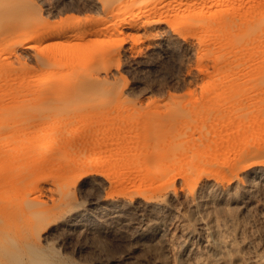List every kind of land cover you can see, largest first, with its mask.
Segmentation results:
<instances>
[{
  "label": "bare ground",
  "instance_id": "bare-ground-1",
  "mask_svg": "<svg viewBox=\"0 0 264 264\" xmlns=\"http://www.w3.org/2000/svg\"><path fill=\"white\" fill-rule=\"evenodd\" d=\"M196 1L89 0L102 21L87 29L90 20L79 19L65 32L50 35L63 39L79 31L84 38L77 59L87 71L70 82H56L52 90L55 100L72 108L67 119L90 114L105 123L120 114L117 106L90 109V100L102 91L94 69L104 55L97 47L100 35L142 32L150 37L144 46L148 53L176 51L191 30L177 23L192 16ZM22 10L19 0H0V17L21 16ZM172 11L177 23H166L164 16ZM10 36V29L0 31V40ZM18 50L28 53L25 45ZM114 55L125 59L124 66L148 67L146 58L135 61L125 49ZM224 75L217 87L181 101L171 96L160 110L130 108L128 116L135 121L126 129L135 141L122 139L113 148L105 140L102 147L111 154L103 149L108 155L93 167L80 159L87 138L66 141L48 157L42 155L36 166L23 167L16 176L22 182L18 187L31 182L34 196L21 193L19 203L12 197L0 204V264H264V113L254 112L256 104L264 103V93L238 98L236 80ZM112 127L95 131L119 132ZM15 149L1 144L0 156ZM6 181L1 177L0 185ZM98 181L108 185L104 196L82 201L81 192ZM75 232L85 237L78 249L68 241ZM115 233L124 249L112 259L92 262L94 248L91 255L84 250ZM86 239L94 244L87 247Z\"/></svg>",
  "mask_w": 264,
  "mask_h": 264
},
{
  "label": "rangeland",
  "instance_id": "rangeland-1",
  "mask_svg": "<svg viewBox=\"0 0 264 264\" xmlns=\"http://www.w3.org/2000/svg\"><path fill=\"white\" fill-rule=\"evenodd\" d=\"M19 1L23 4L19 15L24 12L23 15L0 17V31H13V36L0 40V145H16L14 151L9 150L8 154L5 151L0 156V179L7 180L4 186L0 185V204L12 197V201L19 203L21 193L32 198L33 184L26 182V185L23 183L24 188H19L16 176L23 167L36 166L42 155L41 158L48 157L66 141L73 144L87 138L84 141L88 148L82 151L80 159L91 167L99 163L100 158L104 159L107 153L103 149L111 154L112 150L105 149L106 145L102 147L105 140L106 143L112 141L113 148L115 142L122 139L127 144L135 141L134 134L126 129V125L135 121L128 116L130 108L142 112L152 110L151 107L160 110L171 96L183 100V96L189 93L197 95L202 90L217 87L225 73L236 80L234 90L238 98L264 93V0H197L192 16L187 20L177 23L173 11L164 16L166 23L191 28L185 34L186 43L178 46L176 51L148 53L144 46L150 37L142 32H106L100 35L103 40L97 43V47L104 55L99 56L94 69L99 70L102 91L90 100V109L97 112L98 109L117 106L120 114L111 115L105 123L90 114L67 119L73 114L72 108L55 100L52 90L56 82H70L79 73L87 71L77 59L78 48L84 38L79 31L67 32L63 39L50 35L65 32L79 19L90 20L87 29L102 19L90 10L89 0ZM219 13L221 15L217 19L215 15ZM21 45L28 48L27 54L20 53L18 48ZM89 48L92 52L95 46L90 43ZM117 49L127 50V55L135 61L140 57L146 58L148 67H136L133 63L124 66L125 59L118 60L114 55ZM228 105L222 104L223 107ZM254 108L255 114L258 110L262 116L264 103L256 104ZM261 116L257 119L260 120ZM116 125L118 133L95 131ZM139 139L143 140L145 136ZM60 162L64 164L62 160ZM99 182L93 183L97 187L88 185L87 190L81 192L80 199L87 201L104 196L108 185L104 184L103 189ZM72 234L68 236L70 247L78 249L84 244L85 237L81 238L82 235L76 232ZM115 234L101 239V242L97 240L98 244L102 243L99 248L96 243H91L95 240L86 239L87 247L90 240L95 245L84 250L91 255L90 249L94 248L92 257L95 259L88 255L89 260L112 259L124 249V243L118 241L119 234ZM116 243L120 247L117 248Z\"/></svg>",
  "mask_w": 264,
  "mask_h": 264
}]
</instances>
